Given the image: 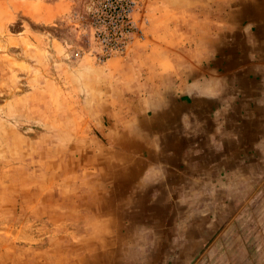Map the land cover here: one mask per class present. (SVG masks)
<instances>
[{
    "label": "crops",
    "instance_id": "1",
    "mask_svg": "<svg viewBox=\"0 0 264 264\" xmlns=\"http://www.w3.org/2000/svg\"><path fill=\"white\" fill-rule=\"evenodd\" d=\"M187 1L214 20L183 12L177 49L152 40L124 72L101 76L125 85L117 93L133 83L139 102L126 112L106 101L105 136L85 139L40 187L43 201L22 200L38 209L28 223L38 241L15 264H264L249 231L224 233L248 218L239 195L264 176V0Z\"/></svg>",
    "mask_w": 264,
    "mask_h": 264
},
{
    "label": "rangeland",
    "instance_id": "2",
    "mask_svg": "<svg viewBox=\"0 0 264 264\" xmlns=\"http://www.w3.org/2000/svg\"><path fill=\"white\" fill-rule=\"evenodd\" d=\"M127 2L123 20L114 23L103 16L98 0H0V221L10 218L0 225V264L22 263L31 254L24 248L38 241L29 237L37 227L28 224L38 209H24L22 200L43 201L40 187L56 184L73 155L81 157L85 139L105 136L114 114L106 101L126 112H133L134 102H139L133 83L129 93H117L125 85L101 76L108 70L124 72L127 54L138 46L147 48L152 40L177 49V43L188 40L177 25L183 12L200 8L207 21L214 20L208 17L211 8L185 7L187 0ZM179 52L185 53L182 46ZM111 88L117 94L108 97ZM147 90L143 96L150 97ZM22 189L26 196L18 197ZM238 199L239 218H248L224 233L237 238L249 231L261 248L264 176ZM14 200L12 207L9 201ZM229 242L223 241L225 246Z\"/></svg>",
    "mask_w": 264,
    "mask_h": 264
},
{
    "label": "built area",
    "instance_id": "3",
    "mask_svg": "<svg viewBox=\"0 0 264 264\" xmlns=\"http://www.w3.org/2000/svg\"><path fill=\"white\" fill-rule=\"evenodd\" d=\"M99 9L103 13V16L111 20L114 18V23H119L123 20L125 12L124 6L127 5V0H98ZM121 14V16H119ZM116 17V18H115Z\"/></svg>",
    "mask_w": 264,
    "mask_h": 264
}]
</instances>
